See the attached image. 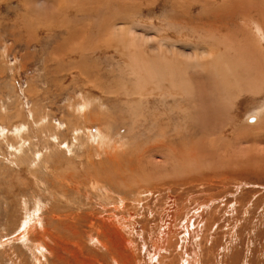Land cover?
<instances>
[{
  "label": "rangeland",
  "instance_id": "rangeland-1",
  "mask_svg": "<svg viewBox=\"0 0 264 264\" xmlns=\"http://www.w3.org/2000/svg\"><path fill=\"white\" fill-rule=\"evenodd\" d=\"M263 7L0 0V264H264V82L219 113L205 71L181 75L191 96L140 95L132 75L162 56L206 68L209 33L264 75Z\"/></svg>",
  "mask_w": 264,
  "mask_h": 264
},
{
  "label": "bare ground",
  "instance_id": "bare-ground-1",
  "mask_svg": "<svg viewBox=\"0 0 264 264\" xmlns=\"http://www.w3.org/2000/svg\"><path fill=\"white\" fill-rule=\"evenodd\" d=\"M264 8V7H263ZM230 9V8H229ZM256 9V8H255ZM251 11V10H250ZM260 11V10H259ZM258 11V12H259ZM264 11V10H263ZM262 11V12H263ZM253 12V11H252ZM245 13V12H244ZM244 15V14H243ZM264 16V15H263ZM253 19V18H252ZM253 21V20H252ZM259 23V22H258ZM138 24V23H137ZM163 26V25H162ZM176 26V25H175ZM259 26V25H258ZM261 26V25H260ZM257 28V27H256ZM110 29V28H109ZM165 30V29H164ZM230 30V29H228ZM109 31V30H108ZM227 31V30H226ZM258 31V29H257ZM256 31V32H257ZM264 31V30H263ZM117 32V31H116ZM135 33V32H134ZM259 33V31H258ZM113 34V33H112ZM230 34V33H229ZM232 31H231V35H232ZM213 34L209 33V37L206 38V40H202L201 43L199 44V47H202L203 52L205 51V54L209 57V59L212 61L211 64H209V66H207L205 68L203 61L201 60L200 56L198 53H195V55L193 56L191 62L188 65H184L183 62H176V64L174 65L173 63H169L167 61V59L165 57L162 56V58L159 59V63H155L153 65H149L148 69H145V64H143V66L141 64L140 67L134 68V66L136 65V63L134 62L133 67H132V75L136 78V81H142L145 80L146 83H141L144 84L143 88H141V84L137 83L136 84V90L137 93H140V95H142L143 91H145L149 86H154L155 88H157L158 90H161L163 93L165 92V89L169 86V87H177L180 86L183 88L182 92L185 95L191 96L192 92L189 90V86L186 83L187 81L183 80V78L181 77V75L186 74L187 70L190 69H195L196 72H203L205 71L206 73V78H207V82L206 85H208L211 90L210 93H206V94H202L210 103V105H215L214 107L216 108H212L218 111L220 110L219 113H224L226 111V109H230L233 106V102L237 99V97H239V95L243 94V93H248V94H259L261 92V86L260 84L264 82V75H262L260 72L262 70H260L259 72H257V68H256V64H254L253 62H250L247 60H243V61H233L232 59V53H237L235 51V48H237V46L240 44L238 43L240 40L235 38L236 35L233 37L234 40H236L234 43L237 44V46L235 48L230 47L227 48L224 51H211V49H209L208 47H206V43L208 41H210V43H208V46H216L219 45L220 42L217 41V38L212 36ZM219 35V33H218ZM113 36V35H111ZM115 39L122 44H128V47L130 50L131 48H134L136 45V39L134 41V37H136L134 35L133 37V31H124L122 30L120 33H115ZM229 36V35H228ZM238 36V35H237ZM244 36V35H243ZM260 40L263 39V35L262 34H258ZM110 38V37H109ZM108 38V39H109ZM113 38V37H112ZM107 39V40H108ZM164 40H168V39H164ZM239 40V41H238ZM163 42V40H162ZM255 42V41H254ZM165 42H163L164 44ZM162 44V43H161ZM160 44V45H161ZM243 44V43H242ZM121 45V44H120ZM138 45V44H137ZM174 45V44H173ZM139 46V45H138ZM222 46V43H221ZM142 46H140L139 48H141ZM174 47V46H173ZM251 47V46H250ZM127 48V47H126ZM143 48V47H142ZM207 48V49H206ZM264 48V47H263ZM138 49V48H137ZM136 49V50H137ZM144 49V48H143ZM260 48H258L259 50ZM127 50V51H128ZM198 51V50H197ZM243 51V50H242ZM132 52V51H131ZM130 52V53H131ZM134 51H133V56L134 55ZM199 52V51H198ZM238 52H240L238 50ZM144 53V52H143ZM142 53V55H143ZM241 53V52H240ZM243 54L245 52H242ZM138 54V53H137ZM140 54V53H139ZM238 54V53H237ZM247 54V52L244 54V56ZM141 55V54H140ZM159 56V55H158ZM238 56V55H237ZM240 56V55H239ZM136 57V56H135ZM143 57V56H142ZM146 57V56H145ZM150 57V56H149ZM257 57V56H256ZM134 58V57H133ZM137 58V57H136ZM141 58V56H140ZM252 58V57H250ZM132 60V59H131ZM264 60V59H263ZM138 60H136L137 62ZM150 61V60H149ZM178 61V60H177ZM210 61V62H211ZM140 62V60H139ZM206 62V61H205ZM242 62V63H241ZM152 64V63H151ZM206 64V63H205ZM260 65V64H259ZM80 66V65H79ZM185 67V69H184ZM80 68V67H79ZM191 70V71H192ZM83 71V70H82ZM264 72V71H263ZM81 73V72H80ZM201 74V73H200ZM205 75V74H204ZM82 77V76H81ZM205 78V77H204ZM119 79V78H118ZM123 79V78H122ZM188 80V79H187ZM204 81V79H203ZM260 83V84H258ZM114 84V83H113ZM125 85V83H123ZM168 84V85H167ZM202 85V84H201ZM264 85V83H263ZM123 86V85H122ZM204 86V84H203ZM124 87V86H123ZM205 87V86H204ZM153 88V87H151ZM179 88V87H177ZM263 88V87H262ZM168 90V89H166ZM133 91V90H132ZM151 92V91H150ZM149 92V93H150ZM153 94V93H152ZM173 96V95H172ZM200 96V94L198 95ZM202 96V97H203ZM172 98V97H171ZM206 100V101H207ZM81 106V105H80ZM220 107V108H218ZM81 110V109H80ZM198 113L200 112V110H197ZM202 111H205L206 113H209L210 109L208 108H202ZM208 111V112H207ZM224 111V112H223ZM81 112V111H80ZM216 112V111H215ZM197 113V114H198ZM47 114V113H46ZM201 116V115H200ZM200 116L197 118V120L200 118ZM224 116V115H223ZM44 117V116H43ZM253 117V116H252ZM100 118V117H99ZM260 116L258 117H253V118H249L250 119V123H253L258 120L259 121ZM96 122V121H95ZM102 122V121H101ZM57 127V125H56ZM78 135V134H77ZM54 137V136H53ZM92 138V137H91ZM223 138V137H222ZM58 139V138H57ZM56 139V140H57ZM24 140V139H23ZM55 140V139H54ZM22 142V141H21ZM28 144V143H27ZM20 145H22L20 143ZM11 147V146H9ZM15 148V147H14ZM18 148V147H17ZM16 148V149H17ZM15 150V149H13ZM45 150V149H44ZM18 151V150H17ZM21 151V149L19 150ZM194 151V150H193ZM49 152V151H48ZM19 153V152H18ZM40 154V153H39ZM37 154V155H39ZM43 155V154H42ZM112 157V156H111ZM21 158V157H20ZM24 158H27L24 157ZM36 158V157H35ZM38 158V157H37ZM37 161H39L38 159H36ZM122 162V161H121ZM186 165V164H185ZM136 166V165H135ZM101 168V167H99ZM104 169H102L103 171ZM106 170V169H105ZM108 171V170H107ZM185 171V170H184ZM186 172V171H185ZM189 172V171H188ZM187 172V173H188ZM198 172V171H197ZM107 173V172H105ZM192 173V172H190ZM166 175V174H165ZM189 175V173H188ZM192 175V174H191ZM174 176V175H173ZM146 177V176H145ZM160 179V178H159ZM166 180V179H165ZM172 180V179H171ZM191 180V179H190ZM199 180V179H198ZM147 181V180H146ZM155 181V180H154ZM153 181V182H154ZM189 181V180H188ZM192 181V180H191ZM151 182V181H150ZM121 183V182H120ZM152 184V183H151ZM150 185V184H149ZM155 185V184H154ZM159 185V183H158ZM147 186V185H146ZM153 186V185H150ZM176 186V185H175ZM149 187V186H148ZM156 188V185H155ZM141 189V188H140ZM147 189V188H146ZM151 189H153L151 187ZM157 189V188H156ZM149 190V189H148ZM135 191V190H133ZM151 192V191H150ZM154 192V191H153ZM149 193V192H148ZM156 193V192H155ZM150 194V193H149ZM150 196V195H149ZM126 209V208H125ZM139 210V209H138ZM131 211V210H130ZM131 214V213H130ZM137 217L135 216L134 219H136ZM116 219V217H115ZM112 220V219H111ZM110 220V221H111ZM132 220V219H130ZM101 222V221H100ZM115 222V221H114ZM129 222V220H128ZM132 224H134V222L132 221ZM126 225V224H125ZM136 226V225H135ZM144 226V225H143ZM146 226V224H145ZM144 226V229H145ZM170 226V225H169ZM126 229V227H125ZM136 233V232H134ZM169 233V231H168ZM133 234V233H132ZM140 234V233H139ZM125 237V236H124ZM165 238V237H164ZM168 238V237H167ZM180 238V237H179ZM177 239V238H176ZM170 241V240H169ZM172 241V240H171ZM170 241V243H171ZM128 249L131 251V253H134L136 251V249H134L133 242L131 241H127L125 242ZM162 243V242H161ZM165 243H168V240H165ZM106 248V246H103ZM158 249V247H157ZM170 249V248H169ZM135 250V251H134ZM156 255L154 256V259L157 261L159 259L158 253H155ZM175 254V253H174ZM169 257V256H168ZM114 258V257H113ZM162 259V258H161ZM118 260V259H117ZM163 261V260H162ZM183 261V260H182ZM186 261V260H185ZM117 262V261H115ZM158 262V261H157ZM146 263V262H145ZM144 263V264H145ZM156 263V262H155ZM162 264V263H161Z\"/></svg>",
  "mask_w": 264,
  "mask_h": 264
}]
</instances>
